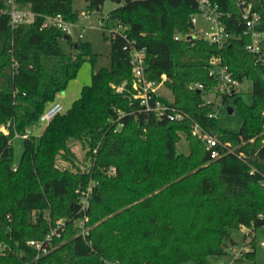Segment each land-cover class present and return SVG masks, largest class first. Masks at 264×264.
Listing matches in <instances>:
<instances>
[{
    "label": "trees",
    "instance_id": "trees-1",
    "mask_svg": "<svg viewBox=\"0 0 264 264\" xmlns=\"http://www.w3.org/2000/svg\"><path fill=\"white\" fill-rule=\"evenodd\" d=\"M106 1L88 4L101 11ZM199 1L121 0L105 27L113 30L111 67L94 71L80 99L40 136L23 138V155L14 165L12 138L38 125L82 63L94 64L98 54L83 42L66 55L58 44L64 33L42 28L46 16L57 14L76 23L72 0H16L35 17L15 26L7 0H0V264H209L210 258L227 254L232 231L264 226V60L257 62L246 50L250 38L235 0L212 1L230 15L225 23L236 38L220 49L188 38ZM252 2L264 33V0ZM134 49L146 50L149 80L161 82L166 76L171 106L181 120L146 112L134 100ZM212 57L239 83H253L252 104L238 92L222 99L241 108L239 132L223 131L217 118L209 117L213 105L206 104L205 95L217 86L210 76ZM192 83L205 90H193ZM195 123L224 144L218 158L211 159L206 144L192 135ZM179 132L195 144L188 156L177 152ZM84 137L94 156L91 164L83 173L62 171L58 156L70 153V140ZM203 164L208 166L196 169ZM88 187L85 238L76 224L83 216L76 190ZM51 217H65V230L36 259L38 252L28 242L45 239ZM243 257L256 259L253 252Z\"/></svg>",
    "mask_w": 264,
    "mask_h": 264
},
{
    "label": "built area",
    "instance_id": "built-area-1",
    "mask_svg": "<svg viewBox=\"0 0 264 264\" xmlns=\"http://www.w3.org/2000/svg\"><path fill=\"white\" fill-rule=\"evenodd\" d=\"M235 1L242 13L245 24V35L250 38L249 43L246 45V50L250 54L254 55L257 62H261L264 60V33L258 29L260 14L258 11L254 10L252 0ZM7 3L9 6L7 13L10 15V23L13 26L19 23L33 22L35 15L29 9L20 8L16 0H7ZM198 16H202L208 25V28L204 32L201 39L220 49L226 46L229 41L236 38L235 35L229 32L225 23V19L230 15L225 14L220 9V6L212 0H200L198 2V12L192 14L190 17V24L192 25L193 30L187 36L188 38L191 36L198 37V35H196ZM89 17V15H85V18ZM101 26H103V24ZM50 27H55L64 34L70 35L72 33V22L66 20L61 14L46 16L42 28ZM117 30H121V28H118ZM181 38V35L175 36L176 40ZM210 64V76L216 80L217 86L215 90L206 93L205 102L206 104L213 105V111L209 114V117L217 118L218 114L215 112L216 103L213 97L222 101L224 95L238 92L237 86L239 82L233 77L229 68L226 65L221 64V60L219 58L212 57ZM131 65L133 89L136 92L134 94V100H138L140 106L143 107L146 112L154 113L158 117L168 115L171 120H181L183 115L171 106L172 101H169L164 95L159 93V88L166 85V76L162 77L161 82L148 79L146 75L145 49H134L132 51ZM191 88L201 92L205 90V86L201 83H192ZM64 112L65 110L62 104L54 102L41 114L38 124L46 126L56 116L63 114ZM119 115H121V112ZM122 126L123 125H121V127ZM34 129L35 127H32L28 129L24 135L17 134V136L28 138L32 135V130ZM192 135L201 139L206 144L207 149L210 152L211 159H216L220 156L219 148L223 147L224 144L218 138L211 135L197 123L192 125ZM14 170H17V168H14ZM91 192V187H88L86 191H83V198L81 199V212L83 213V216L77 221L79 234L85 238L89 232L86 227V223L89 222V216L86 214V211L90 207L89 194ZM260 217L264 218V215H261ZM65 226V220L57 222L55 226L53 225L50 227V230L46 234L44 240H32L28 242V244L34 247L38 252L36 259H39V257L47 254L51 250L54 240L61 238L65 230Z\"/></svg>",
    "mask_w": 264,
    "mask_h": 264
},
{
    "label": "rangeland",
    "instance_id": "rangeland-1",
    "mask_svg": "<svg viewBox=\"0 0 264 264\" xmlns=\"http://www.w3.org/2000/svg\"><path fill=\"white\" fill-rule=\"evenodd\" d=\"M71 6L74 11L78 12L79 19L76 23H72V33L70 35L64 34L58 39L60 48L66 55H71L76 52L73 44L89 42L92 45L93 51L98 54V58L94 64L89 59H86L82 63L77 77L71 80L67 88L57 95L55 102L61 103L65 111L71 109L73 103L80 99L83 89L92 84L94 71L101 68L111 67L110 42L112 30L105 29V27L107 25V16L111 11L117 8L119 4L115 1L108 0L101 7V11L90 9L87 0H72ZM85 15H89L90 17L85 18ZM102 24L104 27L101 26ZM207 28L208 25L204 18L198 16L196 35H198L199 38H202ZM65 36H68L69 39L65 38ZM118 90L121 91L122 88L120 87ZM237 90L244 102L252 104V81L248 79L244 80L242 83L238 84ZM159 93L164 95L169 101L173 102V93L166 85L159 88ZM213 99L216 103L215 112L218 114V127L223 131L239 132L244 123L241 108L238 105H235L232 101L223 104L220 99L214 97ZM229 106H234L233 115H229L227 112ZM46 128L47 125H35L32 134L40 136ZM1 131L9 134V131L5 128H2ZM12 142L14 149L13 163L14 165H18L24 151V139L15 135V137L12 138ZM68 145L70 147V153L64 156H58V166L62 171L66 168H70L72 172H85L94 157L92 156L91 151H89V139L84 137L82 140H70ZM176 146L178 154L188 156L195 144L192 143V139L185 133L179 132V140ZM196 146H198V148L200 147V145ZM207 166L208 164H203L196 169H201L202 167ZM195 172H197V170L192 171V173ZM76 191L79 193L80 198H83V190L79 189ZM261 215H264V212L260 213V216ZM64 219L65 217L55 219L51 217L52 221L50 222V227L57 222L64 221ZM25 227L24 229L28 231L29 227ZM87 229L89 231L88 227ZM231 236L232 241L229 243L230 247L228 248L227 254L210 258L209 264H264V226L258 229L243 227L232 231ZM247 252L254 253L256 257L255 261H250L247 257H243L244 253ZM107 264L116 263L109 262ZM183 264L198 263L189 261L184 262Z\"/></svg>",
    "mask_w": 264,
    "mask_h": 264
},
{
    "label": "water",
    "instance_id": "water-1",
    "mask_svg": "<svg viewBox=\"0 0 264 264\" xmlns=\"http://www.w3.org/2000/svg\"><path fill=\"white\" fill-rule=\"evenodd\" d=\"M87 1H89V0H87ZM120 2H121V0L118 1V3H120ZM65 38L69 39L68 36H65ZM75 49H78V44H75ZM198 92L201 93V91H198ZM227 112H228L229 115H233L234 114V107L233 106H229L227 108Z\"/></svg>",
    "mask_w": 264,
    "mask_h": 264
}]
</instances>
